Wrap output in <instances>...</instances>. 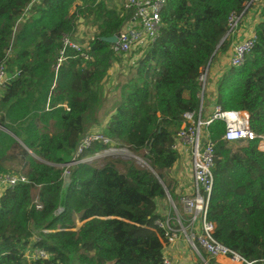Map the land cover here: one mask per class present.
<instances>
[{
    "label": "trees",
    "instance_id": "trees-1",
    "mask_svg": "<svg viewBox=\"0 0 264 264\" xmlns=\"http://www.w3.org/2000/svg\"><path fill=\"white\" fill-rule=\"evenodd\" d=\"M248 2L166 0L159 37L127 54L101 37L118 35L135 7L0 0V65L12 75L0 96V176L27 178L0 197V264H163L159 203L166 189L174 197L176 137L184 115L200 108L202 72L235 38L230 17ZM262 15L244 64L228 66L214 95L223 110L248 112L258 133H264V7ZM81 19L91 36L81 38L82 52L67 47L59 61L64 39L77 40ZM128 56L135 62L108 103L102 89L110 69ZM210 131L217 141L208 210L214 237L246 262L264 264V152L257 142L226 144L220 120ZM91 134L101 138L79 152ZM110 148L127 149L148 166L95 158ZM37 250L48 257H34Z\"/></svg>",
    "mask_w": 264,
    "mask_h": 264
},
{
    "label": "built area",
    "instance_id": "built-area-1",
    "mask_svg": "<svg viewBox=\"0 0 264 264\" xmlns=\"http://www.w3.org/2000/svg\"><path fill=\"white\" fill-rule=\"evenodd\" d=\"M165 4L166 0H126V7H135L136 12L133 19L118 34V44H115L114 48L117 51L131 54L154 42L160 35V14ZM263 7L264 0H249L241 15L230 17L229 35H234L236 40L231 49L229 65L239 67L244 64L246 55L254 46L255 28L253 32L244 34L240 39H237V32L243 24L244 17L252 9H255V14L258 17V20H255L256 27L261 20ZM83 46L66 37L59 61L63 60L67 47L82 52ZM209 66L200 77L203 85L200 108L198 111L188 112L184 115L183 126L177 134L174 145L180 155L179 160L182 159L186 166L191 167V181L188 183L185 181L186 179H177L173 176L176 180L174 190L179 197L178 200L172 197L168 189L166 191L165 202L168 204V211L163 214L165 220L158 222L166 231L163 264H174L168 253L171 249L177 248L180 242L187 244L195 254L200 256L203 259V264L211 263L204 260L202 251H205L209 258L225 256L246 264H253L246 262L239 254L215 239V224L208 218L209 204L214 187L213 169L217 143L212 138L210 127L215 121L220 120L225 124V132L221 140L226 144L246 146L252 142H257L258 149L262 152H264V133H258L252 129L250 114L246 111L223 110L216 102L206 109L203 95L206 93ZM11 77L12 75L6 66L0 65V96ZM98 138H101L99 134L87 136L82 142L79 152L88 146L93 139ZM26 181L27 178L23 175H1L0 197L6 189ZM179 204L183 206L182 211ZM172 221H175L176 226L172 225ZM27 254L30 255L31 253L27 251ZM33 254L34 257H48V253L44 250H37Z\"/></svg>",
    "mask_w": 264,
    "mask_h": 264
},
{
    "label": "crops",
    "instance_id": "crops-1",
    "mask_svg": "<svg viewBox=\"0 0 264 264\" xmlns=\"http://www.w3.org/2000/svg\"><path fill=\"white\" fill-rule=\"evenodd\" d=\"M106 1L112 6H117V7L124 5L126 2V0H106ZM256 18L257 16L255 12L249 13L244 17L243 24L237 32V39L242 38L244 34L254 31L255 24H256L255 22ZM80 22H81L80 24L81 29H83L84 31L90 32L91 29L89 27V24L84 22L83 19H81ZM235 40H236V37L233 39V42L229 48V52H227L226 54H221L213 63L210 64L208 68V85H209L208 90L210 92L209 93L210 96H214L216 92V81L223 74V72L228 68L227 65L229 66L230 64V53H231V49H232V46ZM119 65H120L119 63L113 64V66L115 67H118ZM113 96L108 98V101H107L108 103L111 102V99H113ZM179 173H181V171H179ZM36 199H37V196L34 197V200ZM167 209H168V204L165 201H162L159 203V211L162 214H164L167 211ZM168 255L171 257L174 264H203V259L197 254H195L191 250V248L187 244H184L183 242H180V245L177 248L171 249ZM204 260H207L211 264L212 263L213 264H246L244 262L233 260L225 256H219L217 258H209L207 254H206V257H204Z\"/></svg>",
    "mask_w": 264,
    "mask_h": 264
},
{
    "label": "rangeland",
    "instance_id": "rangeland-1",
    "mask_svg": "<svg viewBox=\"0 0 264 264\" xmlns=\"http://www.w3.org/2000/svg\"><path fill=\"white\" fill-rule=\"evenodd\" d=\"M254 12H255V9L254 10L252 9L249 11V13H254ZM255 20H258V17ZM88 32L84 31L83 29H81V26H79V32L77 34L78 38L75 41L81 45H85L81 41V38H84V39L89 38V36H91V35ZM134 62H135V59H130V57L128 56L125 59L124 64L119 65L118 67L113 66L110 69V76L106 80L107 82L105 83V86L102 89V94L105 95L106 98H110L111 96L116 94V85L119 82L120 75L122 74V72L123 73L127 72L128 66L133 64ZM227 67H228V65H227ZM205 77H206V75H205ZM208 86L209 85H208V81H207V87L205 90L206 93L203 95V100L206 103V109L209 108V106L215 102L214 96H210V94H209L210 92L208 90ZM211 97L213 98V100ZM133 156H134V154L132 152H129L127 149L110 148L107 151L103 152L101 155L96 156L95 158H98L100 160L103 157H120V158L129 159L130 157L133 158ZM134 159L136 160V162L139 165H144L146 162L142 157L136 156V158H134ZM183 163H184V161L179 160L178 163H176V165L174 166V168L170 171V176H169L170 182L173 180L176 181L174 177H176L177 179H186L185 181L188 183L191 181V178H190L191 177V173H190L191 167L186 166V164L185 163L183 164ZM179 171H181V173H179ZM176 187H177V184H176ZM172 192H173V196H174L175 200H178L179 197H178L176 191L173 189ZM179 208L181 211L183 210V206L181 204H179ZM173 215H175V212H173ZM172 225L176 226L175 221H172Z\"/></svg>",
    "mask_w": 264,
    "mask_h": 264
},
{
    "label": "water",
    "instance_id": "water-1",
    "mask_svg": "<svg viewBox=\"0 0 264 264\" xmlns=\"http://www.w3.org/2000/svg\"><path fill=\"white\" fill-rule=\"evenodd\" d=\"M101 40L106 42V43H110V44H118V35H112V36H108V37H101ZM96 157V156H95ZM132 158V157H130ZM133 158H136V156H133ZM144 166H148V164L145 162ZM69 183V174L66 173L65 174V185H67ZM167 191V189H166Z\"/></svg>",
    "mask_w": 264,
    "mask_h": 264
}]
</instances>
